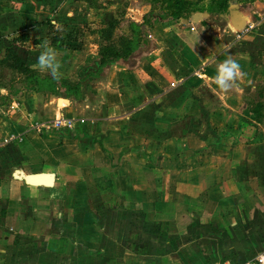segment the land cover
<instances>
[{
  "label": "crops",
  "instance_id": "0c3cea01",
  "mask_svg": "<svg viewBox=\"0 0 264 264\" xmlns=\"http://www.w3.org/2000/svg\"><path fill=\"white\" fill-rule=\"evenodd\" d=\"M102 9L0 0V55L29 34L15 52L57 88L2 81L14 71L0 68V264H264V0L180 19L158 9L147 42L100 69L97 30L89 48L72 28L93 10L105 27ZM47 47L58 78L37 65ZM228 58L243 75L225 92L214 77ZM60 116L74 129H32Z\"/></svg>",
  "mask_w": 264,
  "mask_h": 264
},
{
  "label": "trees",
  "instance_id": "16d2710c",
  "mask_svg": "<svg viewBox=\"0 0 264 264\" xmlns=\"http://www.w3.org/2000/svg\"><path fill=\"white\" fill-rule=\"evenodd\" d=\"M233 0H150L152 5L148 14L141 19H135L130 23L131 36H120L115 38L121 18L112 19L105 27L98 29L101 39L100 56L103 69L116 60L129 59L140 47L147 42L146 33L151 27V20L156 11L160 9L163 14L176 18L191 17L197 12H209L211 14H228ZM52 27V25H50ZM30 35L20 34L13 39L11 47L4 49L0 55V68H9L15 73L23 75L20 82L22 86L30 88L36 92L44 90L56 92L55 79L42 77L38 72L28 67L24 60L15 52L13 47H20L26 50L31 48ZM4 71V70H3ZM6 71V70H5ZM18 87V86H17ZM67 96L79 98L82 95L81 83L68 84L65 86Z\"/></svg>",
  "mask_w": 264,
  "mask_h": 264
},
{
  "label": "rangeland",
  "instance_id": "374dc122",
  "mask_svg": "<svg viewBox=\"0 0 264 264\" xmlns=\"http://www.w3.org/2000/svg\"><path fill=\"white\" fill-rule=\"evenodd\" d=\"M97 1L100 5H102V10H105L104 12H97L98 14L100 13H104L102 16H100L99 18H106L108 17L110 20L114 19V18H121V22L119 24V30L123 31L124 27H128V25H130V23L132 21H134L135 19H141L144 15L148 14L149 11L151 10V3L150 0H94ZM111 4L112 6L110 8H105L103 5L104 4ZM95 5V4H94ZM97 6V5H96ZM96 8V7H94ZM98 10V9H96ZM96 10H93V15L90 16L89 13H82L80 14V16H83L82 18V25H76V28H72L74 29L73 35L74 33L78 32V34H76V41L77 42H81L83 44H88L89 48H94V46L92 44H94V36L92 38L91 34H94V31H98L99 28H97L96 25H100V23H96L94 22V12H95V16L96 15ZM158 12L155 13V16L158 17L159 15ZM105 20V19H104ZM87 23V24H86ZM66 25H60L58 27V29L56 30L57 32H70V28L69 29H65ZM63 29V30H61ZM76 31V32H75ZM117 33V29L116 32ZM120 34V33H119ZM119 34H115L117 36L120 37ZM79 36V37H78ZM148 33H146V39H147ZM78 44H75L77 46H79ZM101 43H99L100 46ZM8 73V74H6ZM3 75L4 77L2 78V81L5 82H11V83H15L18 84L22 81V79L19 78V76L17 75V73L14 72H8L7 70L3 71ZM18 81V83H17ZM66 102L61 100L60 101V105L63 106Z\"/></svg>",
  "mask_w": 264,
  "mask_h": 264
},
{
  "label": "clouds",
  "instance_id": "9594fccd",
  "mask_svg": "<svg viewBox=\"0 0 264 264\" xmlns=\"http://www.w3.org/2000/svg\"><path fill=\"white\" fill-rule=\"evenodd\" d=\"M37 65L42 71H49L53 77L59 76L61 63L57 58V51L53 47L42 50L37 57ZM243 75L241 65L238 61L228 58L225 59L217 69L214 77L216 85L223 91L230 90L234 82Z\"/></svg>",
  "mask_w": 264,
  "mask_h": 264
},
{
  "label": "built area",
  "instance_id": "2783aa9c",
  "mask_svg": "<svg viewBox=\"0 0 264 264\" xmlns=\"http://www.w3.org/2000/svg\"><path fill=\"white\" fill-rule=\"evenodd\" d=\"M76 121L72 118L60 116L53 121L36 123L32 129L38 134L49 133L56 130H72L75 127ZM260 261L263 262L260 257Z\"/></svg>",
  "mask_w": 264,
  "mask_h": 264
},
{
  "label": "water",
  "instance_id": "95a60500",
  "mask_svg": "<svg viewBox=\"0 0 264 264\" xmlns=\"http://www.w3.org/2000/svg\"><path fill=\"white\" fill-rule=\"evenodd\" d=\"M196 15H199L198 13ZM16 176L23 178L25 181L31 184H46V185H52V180L54 175L53 174H48V179L46 181H43L41 179V175H25L20 172H16Z\"/></svg>",
  "mask_w": 264,
  "mask_h": 264
}]
</instances>
